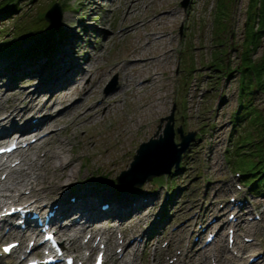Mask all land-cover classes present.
Returning <instances> with one entry per match:
<instances>
[{"label": "rangeland", "instance_id": "1", "mask_svg": "<svg viewBox=\"0 0 264 264\" xmlns=\"http://www.w3.org/2000/svg\"><path fill=\"white\" fill-rule=\"evenodd\" d=\"M61 1L49 6L51 0H22V10L0 15V29L9 32L22 11L32 14L28 17L32 18L36 11L46 8V20L64 33L58 38L52 57L42 51L28 56H20L18 51L0 52V93L3 96L0 114L9 112L14 104L22 105L20 97L28 87L45 86L43 97L54 93L62 103L69 104L68 97L63 94L74 91L69 96L72 97L76 92L70 78L77 72L78 65L91 58L94 62L90 68L94 75L89 83L94 87L71 110V119L65 114L55 126L57 129L66 126L61 136L70 139V153L76 155L79 166L70 188L71 199H75L76 191L88 194L89 190L108 202H99L95 207L117 203L121 214L118 218L110 217L114 220L107 219V223H114L116 219L124 226L135 223L133 230H126L131 235L128 240H134L137 230H144L137 236L140 245L136 264L182 263L190 252L186 253L185 249L196 250L206 243L211 232L200 238L197 234L200 229H207L208 222L215 226L223 221L226 226L220 227L217 233L218 245L213 242L208 245L216 248L219 261L200 258L195 264H254L256 260L249 262L253 253L263 263L264 175L254 189H250L249 184L255 182L257 174L243 179L237 174L238 170L245 174L264 168V164L259 163L251 169L259 149L264 146V140L260 141L264 136V86L254 93L249 87L244 89L247 93L242 92L243 79L238 71L245 53L256 63L264 56L262 30L258 33L257 46L246 49L249 12L255 16L250 35L260 24L255 14L257 6H251V0H70L72 6L63 9ZM220 13L227 14L223 27L217 24ZM162 16L170 18L154 22V18ZM149 33L156 38L165 36L166 47L155 49ZM0 35L11 37L5 33ZM219 38L221 41L215 46ZM21 42V46L28 47L35 40L26 37ZM142 45L150 48L144 51ZM163 50L170 58L167 63L159 64L153 59L161 57ZM219 52L228 64L227 72L213 68V59ZM146 61L149 64L143 66ZM128 71L131 77L126 83L124 76ZM151 75H158L160 80L152 84L149 82ZM56 81H62L58 83L62 88L58 84L54 88ZM68 90L71 91L66 92ZM102 99H107L110 108L105 112V108L100 107L98 122H88L84 119L88 110ZM172 110L175 142H180L177 128L181 127L184 134L194 132L178 169L173 166L171 172H162L164 169L162 173L152 174L151 178L137 176L133 182L127 175L122 176L132 167L141 142L164 135L166 120L161 128L159 125L162 117L170 115ZM178 146L181 145L178 143ZM114 179L119 183L116 186ZM234 202L240 203V207H234ZM232 213L234 217L229 219ZM238 221V229L232 231L231 227ZM245 223L251 224L249 230L242 227ZM230 229L235 239L232 243L228 241ZM88 231L81 238L84 243L91 235ZM109 234L111 238V230ZM146 239L148 246L144 244ZM247 239H253L252 246ZM11 240H16L15 236L3 238L0 250ZM244 241L250 246L241 247L239 244ZM223 243L228 244L226 249L220 247ZM117 245L114 250L121 252V246ZM97 250L98 247L95 250L80 247L72 250V254L84 264H91ZM225 250L226 256L233 257L231 261L223 257ZM110 253L111 249L108 256L105 254L106 264H120ZM242 254L245 258H241ZM30 255L22 259L21 264H26ZM0 258L9 262L20 256Z\"/></svg>", "mask_w": 264, "mask_h": 264}, {"label": "bare ground", "instance_id": "2", "mask_svg": "<svg viewBox=\"0 0 264 264\" xmlns=\"http://www.w3.org/2000/svg\"><path fill=\"white\" fill-rule=\"evenodd\" d=\"M137 3L138 2L135 4ZM166 17L167 16L154 18V22L157 23L158 20L165 21V19L170 18V16ZM151 34L152 33L148 34L149 39L152 41L151 44H155V49L166 47L165 44L168 40L165 39V36L156 38ZM151 44L149 46H152ZM149 46L142 45L140 47L146 51V48ZM169 58L170 55L168 52L163 50L161 57L156 56L153 60L160 64L163 62L167 63ZM92 62L94 61L91 58H88L84 64L81 63L76 69L74 68L77 72L70 78V80L74 81L72 87L76 92L72 97L69 96H71L74 91L63 94V96L68 97L70 101L69 104L65 105L62 103L58 97H54V93H50L48 96L43 97L42 91L45 86H42L41 88L38 87V89L28 87L23 89L24 94L20 97L22 105L18 106L14 104L9 112H2V114H0V135L4 136L3 138H5V140H15L17 144L16 149L8 152L6 158L0 157V172H2L0 176V213L18 206L27 209V211H24V217H22L19 212H16L10 218L3 216L0 220V242L3 238L10 236H15V239L18 240L17 246L13 247L9 253L0 252V257L5 256L3 253L9 254L13 257L20 256V258L14 261L10 260L9 262H6V260L3 261L0 258V261H3L1 264H21L22 259H24L29 253L33 254L31 253V250H28L27 248L29 244L25 242H29L33 238L34 241H36L39 235H41L42 238H40L42 248L46 247L47 242L43 239V234L41 232L46 231V228L45 230L42 229L45 224L48 223H52L49 227L54 228L57 232L56 238L59 242V248L64 251L72 253V250L79 249L80 247L95 250L97 247H100L101 243H103L104 247L107 248V256L111 249L110 255L114 261L117 260L120 264H136L139 256L137 249L140 245L137 241V236L144 230H137L136 232L138 235H133L134 240H128L131 239V235L126 233V230H133L135 223H131L130 226H124V223L121 225V222L118 221V219L115 220L117 222L114 221V223H107V219L114 220L110 217L118 218V215L121 214L117 209V203L109 202V204H102L107 205L105 209L103 207H95L99 202H107V200H105V198H100L97 193L89 190L88 194L84 191H76L75 199H71L69 196V193L72 190L70 188L74 184L73 180L77 176L79 166L76 164V155L73 156V154L70 153L72 149L69 145L70 139L61 136V132L66 126H63V128L60 127V129H57L55 126L60 117L65 114L71 119V110L78 106L77 102L82 100L83 95L90 92L94 87L89 83L91 75H94V71L90 68ZM86 64H88L89 67ZM146 64H149V61L142 63L143 66ZM119 69H121V67L118 68V70ZM140 72H142V69H140ZM124 77L127 78L126 83H128L131 73L129 71L125 72ZM150 77L149 82L152 84L157 83V81L160 80L158 75H151ZM61 82L62 81H56L54 88ZM47 86L51 85L47 84ZM60 88H62V86H60ZM2 99L3 96L0 93V106L3 105ZM107 99H102L100 103L94 105L90 110L87 109L89 113L84 119H87L88 122H98L100 107L105 108V112L110 108V103H106ZM157 107L158 109L161 108L160 106ZM18 119H21L24 122H16ZM140 124H142V121ZM34 127L35 130H29ZM12 131H15L16 133H11ZM146 162L147 163L143 162L140 166L139 164L134 166L133 169L132 167L128 169L129 173L126 175L131 179L130 181H135L137 176L145 178L148 173L155 172V170L160 167V163L153 158H149ZM124 175L125 174L123 173L122 176ZM63 176L64 178H62ZM138 206L139 205L135 206L134 209L137 210ZM33 211H36L39 215L43 216L41 225L37 223L36 219L31 218V213ZM49 211H52L53 214L47 216L46 219V214ZM19 219H22V222L26 223L28 226L27 230L20 227ZM104 223L107 224L105 225ZM239 223H236L237 227H239ZM219 224L214 226L213 223L208 222L207 229H200L197 233L198 236L202 238L208 231L218 233L220 227L222 228L226 226V221L220 222ZM70 226L72 227L69 228ZM250 226L251 224L245 223L242 227L249 230ZM211 227L213 228L210 229ZM88 229L90 230L88 232L91 235L84 243L81 238ZM110 230L113 234V236L111 235V238L109 234ZM122 232L125 234L123 235ZM119 233H121L122 237ZM97 235H99L98 240H96ZM122 239L124 240L123 243ZM218 240L219 239L214 237L211 242L216 246L218 245ZM117 243V246H121L122 248L121 252L114 250V246ZM209 243L199 245L196 250L192 251L191 248L185 249L186 246H184L183 248L186 253L187 251L190 252L186 258L184 257L182 259V263L177 262L176 264H195L200 258H203V260L213 259L218 262L219 254L216 252V248L208 247ZM72 244L74 246L70 247ZM144 244L145 246L149 245L147 239ZM239 245L245 248L250 246V243L245 242L244 244ZM220 247L226 249L228 244L226 245L223 243ZM54 249L55 248L52 250ZM253 254L256 255V253ZM89 255V252L86 253L87 258ZM226 255L225 250L223 257ZM44 256H46L45 253ZM44 256L42 255V257ZM232 258L233 257L226 256V260L228 261H231ZM241 258H245V256L241 255ZM38 260L37 264H42V258H39ZM255 260L256 263L254 264H264V262L260 263L261 261L259 262V259ZM78 262L79 259H76L75 256V263ZM56 264L64 263L60 260Z\"/></svg>", "mask_w": 264, "mask_h": 264}, {"label": "trees", "instance_id": "3", "mask_svg": "<svg viewBox=\"0 0 264 264\" xmlns=\"http://www.w3.org/2000/svg\"><path fill=\"white\" fill-rule=\"evenodd\" d=\"M34 1V0H29ZM58 1V0H56ZM55 0H51V3H49V6L52 5ZM22 0H0V15L7 16L10 12H18L22 10L21 5ZM63 9H67L68 7H71L70 0H62L60 2ZM251 6H257L258 13H255L259 16V25L252 31V34L250 35V28H254V13L249 12V16L247 17L246 23L248 28V34H247V42H246V49L251 50L252 48L256 47L258 43V33L260 31H264V0H251L250 1ZM48 6V7H49ZM45 10L43 11H36V15L32 18H28L29 12H21V14L14 20V24L11 27V31H7L6 29L1 30L0 34H8L11 35V37H3L0 35L2 40L0 41V52H7L13 53L15 51H18L20 56H28V54L36 53L37 51H42L45 55L51 56L54 53V50L56 47V44L58 43V38L60 36L64 35V33H61V30L55 29L53 26L49 24V22L46 20L45 17ZM27 16V17H25ZM227 14L222 15L221 13L218 16L217 24H221L223 27L225 25ZM225 20V21H223ZM221 27V28H222ZM217 35V32H216ZM34 38L35 43L31 44L28 47L21 46V41L26 38ZM217 41H221V39H217ZM222 43V42H220ZM252 43V44H250ZM219 42L217 44L214 43L215 46H218ZM224 58L220 56V52L215 55L212 65L215 70H221L222 72H227V62L223 61ZM221 63L220 66L215 64ZM241 68L238 69L240 72V78L242 77L243 81L241 83L240 88H242V92L247 93L248 91L244 90L247 87L253 88V93L256 89H258L261 86H264V56L261 58V61L258 63L254 62L252 59L247 57V54L245 53L242 57ZM230 70V69H229ZM231 71V70H230ZM255 86V88H254ZM243 96V95H242ZM240 105V101H239ZM238 105V107H239ZM243 106V104H241ZM240 105V108H242ZM246 114H249L248 111ZM245 114V117H247ZM239 117V116H237ZM240 118H238L239 120ZM242 120V119H240ZM264 125V123H262ZM264 140V136H261L260 141ZM245 146V145H243ZM249 146V145H248ZM259 163L264 164V146H262L259 149V155L257 156V160L252 164L251 169L258 167ZM239 171V170H238ZM257 179L255 182H252L249 184L250 189H254L256 186V183H258V180L260 177H263L264 175V168L260 169L257 168L256 170H249L248 173L243 174L241 171H239V177L240 178H246L251 175H255ZM259 176V177H258ZM113 184L118 185L119 183L114 179ZM135 189H138L137 187Z\"/></svg>", "mask_w": 264, "mask_h": 264}, {"label": "water", "instance_id": "4", "mask_svg": "<svg viewBox=\"0 0 264 264\" xmlns=\"http://www.w3.org/2000/svg\"><path fill=\"white\" fill-rule=\"evenodd\" d=\"M45 17L47 18V14H45ZM164 120H166L164 135L161 134L159 138L153 136L147 141L141 142L136 149L133 161L131 162L132 169L138 164L140 166V163H147L146 160L149 158L156 160L160 163L159 165H164L163 168L158 167L159 169H156L155 172L148 173L146 177L149 178L152 177V174H157V172H161L164 169L166 170L162 172H171L173 166L175 169H178L182 153L186 150L190 141L194 138V132L184 134L181 127L177 128L176 130L180 133V142L178 143L181 146L179 147L178 143L174 140V110L171 111L170 115L162 117L159 128H161V124ZM124 172H126V174L129 173L128 170Z\"/></svg>", "mask_w": 264, "mask_h": 264}, {"label": "snow or ice", "instance_id": "5", "mask_svg": "<svg viewBox=\"0 0 264 264\" xmlns=\"http://www.w3.org/2000/svg\"><path fill=\"white\" fill-rule=\"evenodd\" d=\"M7 250V249H6Z\"/></svg>", "mask_w": 264, "mask_h": 264}]
</instances>
